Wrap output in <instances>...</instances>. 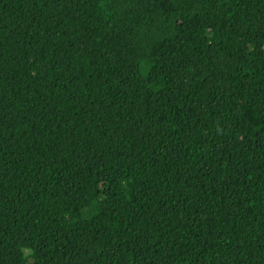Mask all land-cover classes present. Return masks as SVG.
Listing matches in <instances>:
<instances>
[{
    "label": "trees",
    "instance_id": "1",
    "mask_svg": "<svg viewBox=\"0 0 264 264\" xmlns=\"http://www.w3.org/2000/svg\"><path fill=\"white\" fill-rule=\"evenodd\" d=\"M0 264H264V0H0Z\"/></svg>",
    "mask_w": 264,
    "mask_h": 264
}]
</instances>
